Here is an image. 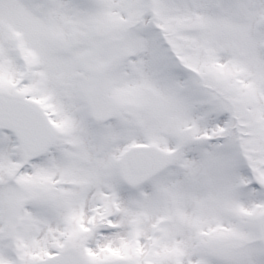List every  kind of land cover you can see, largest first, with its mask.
Segmentation results:
<instances>
[{
  "label": "snow or ice",
  "instance_id": "snow-or-ice-1",
  "mask_svg": "<svg viewBox=\"0 0 264 264\" xmlns=\"http://www.w3.org/2000/svg\"><path fill=\"white\" fill-rule=\"evenodd\" d=\"M0 264H264V0H0Z\"/></svg>",
  "mask_w": 264,
  "mask_h": 264
}]
</instances>
